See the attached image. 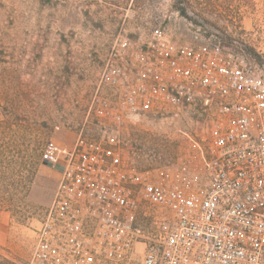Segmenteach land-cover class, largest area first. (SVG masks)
<instances>
[{
    "label": "built area",
    "instance_id": "1",
    "mask_svg": "<svg viewBox=\"0 0 264 264\" xmlns=\"http://www.w3.org/2000/svg\"><path fill=\"white\" fill-rule=\"evenodd\" d=\"M249 52L177 44L164 30L109 51L90 110L104 120L62 160L48 143L40 157L57 188L30 254L14 264H264V18ZM200 113L207 130L187 136L197 162L162 181L128 169L116 129L170 112ZM164 211L156 241L139 217Z\"/></svg>",
    "mask_w": 264,
    "mask_h": 264
},
{
    "label": "rangeland",
    "instance_id": "2",
    "mask_svg": "<svg viewBox=\"0 0 264 264\" xmlns=\"http://www.w3.org/2000/svg\"><path fill=\"white\" fill-rule=\"evenodd\" d=\"M263 18L264 0H0V119L5 110L16 118L4 130L11 148L0 156V264L28 257L54 199L58 175L41 161L44 147L54 144L62 160L78 141L98 137L104 120L90 106L118 35L136 40L161 29L195 46L214 35L225 48L249 52L244 41L253 43ZM206 130L200 113L182 111L116 135L124 165L162 181L194 169L187 136L200 140ZM151 213L140 215L139 227L156 241L168 220L164 211ZM142 249L136 245L129 264Z\"/></svg>",
    "mask_w": 264,
    "mask_h": 264
},
{
    "label": "trees",
    "instance_id": "3",
    "mask_svg": "<svg viewBox=\"0 0 264 264\" xmlns=\"http://www.w3.org/2000/svg\"><path fill=\"white\" fill-rule=\"evenodd\" d=\"M180 13L183 15L184 11L181 9ZM16 118L15 116H13L9 111L5 110L2 116V119H0V129L2 131H0V156L5 155L8 152V149H10L11 147L5 146L4 143V139L3 137H5V129L7 128V125H9L8 123H10V121H14ZM16 150V149H15ZM14 151V150H13ZM9 152H11L9 150Z\"/></svg>",
    "mask_w": 264,
    "mask_h": 264
}]
</instances>
